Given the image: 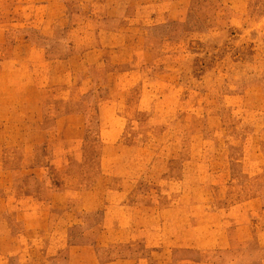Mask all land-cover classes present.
<instances>
[{"label":"rangeland","instance_id":"374dc122","mask_svg":"<svg viewBox=\"0 0 264 264\" xmlns=\"http://www.w3.org/2000/svg\"><path fill=\"white\" fill-rule=\"evenodd\" d=\"M0 264H264V0H0Z\"/></svg>","mask_w":264,"mask_h":264}]
</instances>
